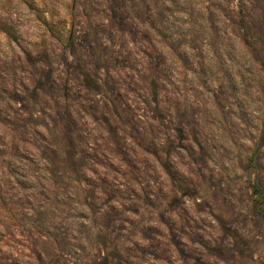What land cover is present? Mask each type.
<instances>
[{
	"label": "clouds",
	"instance_id": "1",
	"mask_svg": "<svg viewBox=\"0 0 264 264\" xmlns=\"http://www.w3.org/2000/svg\"><path fill=\"white\" fill-rule=\"evenodd\" d=\"M262 138L264 0H0V264H264Z\"/></svg>",
	"mask_w": 264,
	"mask_h": 264
},
{
	"label": "rangeland",
	"instance_id": "2",
	"mask_svg": "<svg viewBox=\"0 0 264 264\" xmlns=\"http://www.w3.org/2000/svg\"><path fill=\"white\" fill-rule=\"evenodd\" d=\"M70 42V41H69ZM262 143H264V138H262ZM253 196L256 198V204L259 205L258 212L260 215L264 216V185L259 182L251 185Z\"/></svg>",
	"mask_w": 264,
	"mask_h": 264
}]
</instances>
